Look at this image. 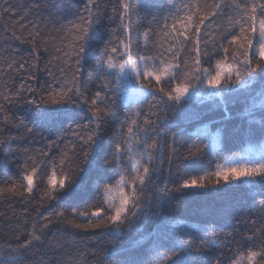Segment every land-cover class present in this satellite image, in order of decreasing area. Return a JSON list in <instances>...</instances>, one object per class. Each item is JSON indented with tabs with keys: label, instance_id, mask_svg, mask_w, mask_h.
I'll return each instance as SVG.
<instances>
[{
	"label": "trees",
	"instance_id": "trees-1",
	"mask_svg": "<svg viewBox=\"0 0 264 264\" xmlns=\"http://www.w3.org/2000/svg\"><path fill=\"white\" fill-rule=\"evenodd\" d=\"M119 2L94 0L101 5L104 19L89 33L81 79L92 91H100L102 81H109V87L115 92L111 98L116 100L120 120L125 114L143 109L138 121L141 127L132 125L133 133L129 137L128 125L124 126V156L120 169H114L109 168L105 160L111 157L118 133L112 131L114 125H106L108 131L98 144L95 159L90 164H81L83 171L76 178L71 197L48 203L43 192L50 168L40 166L32 193L24 192L22 187L26 186L22 171L26 157H35L38 161L36 150L47 149L46 141L33 139L24 131L19 118L35 122L39 119L35 109L41 106L31 105V97L15 103V94L21 84L40 88L63 79L58 71V67H65L63 59L54 57H62L78 34L74 25L81 23L80 17H87V0H0V105L6 110L0 113V138L8 141L0 150V188L15 184L24 192L23 199L0 192V264H6L10 255L16 257V264H215L217 259L221 264H264L260 256L254 261L248 259L251 251L264 254V176L250 181L221 182L211 189L180 190L185 180L192 177L214 180L218 164L264 142V68L257 67L264 64V57L259 56L256 39L253 38L251 49L242 48L251 34L240 33L237 26L234 34L241 35V41L229 43L231 35L221 41V35L231 31V21L239 20V16L229 14L218 16L213 22L210 13L216 9L211 6L222 0H129L133 7L124 23L130 20L132 25L133 52L137 51L138 43L142 49L140 55L153 57L139 63L155 69L161 66L158 61H165L179 71L174 69L159 82L155 77L143 78L139 82L143 92L127 98L116 69H107L106 64L96 66L105 43L114 39L110 31L121 24L119 19H107L113 15L112 6ZM257 2L264 3V0ZM185 5L193 12L198 7L200 16H208L200 25L199 37L191 27L187 29L188 44L182 43L186 30L177 22L188 11ZM9 7L12 10L6 12ZM174 22H177L175 32L171 28ZM145 33H148L147 38ZM197 39L202 53L205 43L210 49L213 42L228 48V52L213 54L210 62L201 56L197 68L193 49ZM169 47H173L175 56L166 51ZM33 51H38V60L29 55ZM13 59L17 63L9 67L8 62ZM246 59L251 61L250 67ZM217 60L234 71L230 79L222 80L216 92L209 95L207 81L215 75ZM116 62H120L119 58ZM19 64H23V69L18 70ZM30 65L35 67L30 68ZM46 65L55 81L45 70ZM74 69V65L65 68L66 74L70 77ZM33 74L38 79H31ZM177 84H187L193 95L179 102L170 100L167 93L174 95ZM160 88L164 92H160ZM153 92L156 94H149ZM5 96L13 103L9 104ZM69 107L79 112V106ZM145 118L149 125L143 123ZM44 136L48 133L44 132ZM25 149L31 151L25 153ZM189 150L194 155H189ZM148 151L152 152L159 174L152 175L153 164H149L145 183L141 185L137 180L136 191L143 211L137 210L136 216L129 213L128 218L115 223L108 221L104 213H101L102 218L93 217L97 208L107 210L105 185L116 187L121 176L130 184L138 171L143 175ZM58 154L56 149L49 153ZM71 166L76 167V164ZM28 167H31L30 160ZM165 186L167 191H162ZM128 190L131 191V187ZM41 204L37 215L33 209ZM61 211L64 212L63 223L55 217V213ZM48 220L52 223L48 224ZM93 223L101 224V228H75V224ZM45 224H48L47 229H44ZM34 231L40 240H32ZM53 233H57L55 238Z\"/></svg>",
	"mask_w": 264,
	"mask_h": 264
},
{
	"label": "snow or ice",
	"instance_id": "snow-or-ice-1",
	"mask_svg": "<svg viewBox=\"0 0 264 264\" xmlns=\"http://www.w3.org/2000/svg\"><path fill=\"white\" fill-rule=\"evenodd\" d=\"M91 5L92 7H89ZM132 5L129 0H120L117 5L112 6L113 15L108 16L107 19L112 21L114 19H119L121 24L117 29L110 31V37L114 39H109L105 43V46L101 52V57L97 61V67L106 64L107 69H116L117 78H119V73H123L125 66L130 65L132 69L136 70V78L143 81L144 77H155V80L159 82L163 77L169 76L170 72L175 69V66L171 63L165 61H158L160 63L159 68L149 69L148 65H144V69L138 68L139 61L141 60H152L153 57L142 56L139 48V44L135 45L137 51L133 52V41L130 35L132 30V25L129 20L128 23H124L130 15V10ZM188 9L187 13L183 18L177 20L180 28L185 29V34L182 39L183 44H188L189 40L187 38L186 32L189 27L192 31L199 37L200 25H203L208 16H200L199 9L193 12L189 5L184 6ZM215 8V12H211L210 15L213 18V22L216 17L235 14L239 16V20L231 21L232 29L230 32L221 35V41L226 40L228 35H231V42H239L242 40L241 35L234 34L237 30V26L240 33L249 32L251 35L245 39L244 45L241 47L246 49L252 48L253 38L256 39L259 47L258 52L260 57H264V3H258L257 0H244L243 3H238L237 0H231L230 3L224 2L213 4L211 6ZM93 8L96 11H93ZM119 9V11H118ZM225 9L228 12H225ZM12 9L9 7L6 12H10ZM85 10L87 11V17H80L81 23L74 25V28L78 30V34L74 36L73 40L69 43L68 50L63 52V56H56L54 59L61 60L65 67H58V71L62 74L63 79L57 81L54 85H48L47 87H25L23 84L16 91V101L19 103L24 100L25 97H31V105H40L35 109L38 115V120L26 121L24 117L19 118V124L24 129V131L33 139L39 138L42 141H46L45 151L44 149L36 150L39 160L37 161L35 157H26V162L22 171L24 173L23 179L26 181V186L24 187V192L32 193L34 187V177L36 176L38 169L43 165L45 168H50V174L47 175V187L43 192V197L46 198L48 203L53 201H64L70 198L74 192V186L77 184V176L83 171L81 164H90L94 159V153L98 148V144L101 141L104 133L108 131L106 125L112 124L115 127L112 129L113 132L118 133V138L113 141L112 151L110 159L105 160V164L109 168L120 169L122 158L124 152L122 151V145L125 143V131L124 126L127 127V135L130 137L133 133L132 125H136L137 128L141 127L138 123L140 117L143 114V109H137L132 112L131 115L125 114L124 119L120 120L119 115L116 111V100L114 98L115 92L109 87V81H102L100 91L90 90L83 80L81 79L83 70L84 53L86 51V46L89 42V33L94 26H99L104 15L101 11V5L94 3V0H87L85 5ZM137 14H139L137 12ZM194 17L196 20L194 21ZM155 19V17L153 18ZM177 22H174L171 26L173 32L177 29ZM247 25V29L245 28ZM167 28V25H165ZM119 32L120 35H116ZM179 35V33H177ZM123 36V39H120ZM148 33H145L147 38ZM200 40L197 39L193 44L194 49V61L199 68L201 56L207 58L206 62H210L213 54L222 55L228 52V48L223 47L222 44L217 46L215 42L211 44L209 49L208 43H205V51L201 52L199 47ZM173 46H175V38L173 39ZM171 56H175L176 52L173 51V47H169L166 50ZM255 50H253V55H255ZM29 55L34 56L37 60L39 58L38 51L30 52ZM135 56V58H134ZM119 58L120 62H116ZM51 60L49 64H51ZM251 65V61H245ZM13 63H17L15 59L8 62V66L12 67ZM72 65L75 66L72 75L69 77L66 74L65 68H70ZM35 67V65H30ZM258 68H264V64H257ZM23 69V64H19L18 70ZM45 70L48 72L49 76L53 77L55 81V76L51 71L48 70L47 65ZM179 71V69H175ZM231 67L224 64L222 61L217 60L216 62V72L215 75H211L207 83L211 87H216L220 85L221 81L224 79H230L231 77L227 73L231 72ZM237 75L239 72L237 71ZM99 78V77H97ZM198 78V77H197ZM31 79H38L36 75H32ZM148 83H151L150 81ZM160 92H164L163 88L159 89ZM188 85H180L174 89V95L172 92H168V98L170 100L179 102L181 98L187 93ZM111 94V96H110ZM150 95H155L156 93H149ZM4 99L12 104L13 100L5 96ZM27 103V101H25ZM47 106V107H43ZM69 106H79V112L76 108ZM149 109L151 105L148 106ZM4 105H0V113L5 112ZM29 111L32 109L29 107ZM83 113L81 115L80 113ZM7 119V115H5ZM143 123L149 125L150 122L147 118L144 119ZM29 124L32 126L29 127ZM159 132L160 130H155ZM44 132L48 133V136H44ZM57 132L60 134L57 135ZM147 135V131L145 133ZM54 137V138H52ZM71 137L72 139H68ZM74 141V142H73ZM8 143V141L0 138V150ZM61 145L63 147L61 148ZM130 148L131 145L129 144ZM153 148L156 147L155 143L152 145ZM56 149L58 155H49V153ZM25 153L31 151L29 149L24 150ZM199 151V149H197ZM189 155H194V153L189 150ZM31 161V167H28V161ZM79 161V162H77ZM71 164H76V167H72ZM149 164H153V155L151 151H148V162L144 163L142 167L143 175L137 172L136 179H133L130 185H125L122 183L124 177L121 176V182L118 183V187H113L112 185H105L103 192L107 198V210L105 208H97L92 216L95 218H102L101 213L107 217L108 221L111 222H121L122 219L128 218L129 213L132 216L137 215V210L143 211L141 207V198L137 195L136 183L137 180L141 185L145 183V177L148 176L150 169ZM59 172V178H58ZM159 170L156 164H153L152 175H158ZM257 175L264 176V160L260 162H253L251 164H230V165H217V170L214 173V180L206 181V178L197 179L192 177L191 179L185 180L181 185L180 190L189 188L198 189H211L220 185L221 182L238 181L244 177H256ZM131 187V191H129ZM99 191V188H97ZM176 189H173L175 191ZM8 192L13 198L19 196L24 198V192L18 190V186L13 184L8 188H0V192ZM162 191H167L165 186ZM31 202L30 199L28 201ZM103 202V201H102ZM34 208L33 210L39 215L40 207ZM86 215V214H81ZM57 221L63 223L64 212L55 213ZM243 222V221H241ZM52 221L48 220V224ZM48 224L44 225V229H47ZM91 226L92 228H101V224L93 223L91 225L86 224H75V228H86ZM43 235V230H41ZM57 233H53V238ZM32 240H40V237L35 234V231L31 234ZM31 244V240L29 241ZM264 245V241H262ZM201 246H203V241H201ZM27 251V249H25ZM257 256H260L261 260H264V254L258 253L256 251H251L248 257L249 261H254ZM6 264H16V257L9 256V260ZM59 264V262H57ZM182 264V262H181ZM215 264H221V261L217 259Z\"/></svg>",
	"mask_w": 264,
	"mask_h": 264
},
{
	"label": "rangeland",
	"instance_id": "rangeland-1",
	"mask_svg": "<svg viewBox=\"0 0 264 264\" xmlns=\"http://www.w3.org/2000/svg\"><path fill=\"white\" fill-rule=\"evenodd\" d=\"M144 65H145L144 62H143V64L139 63L138 64V68L143 70L144 69ZM112 70H115V69H112ZM233 71L234 70L232 69L231 72L227 73V75H231L233 73ZM119 78H120V83H121V89H122V91H123V93L125 94L126 97L128 95L129 96L130 95L135 96V95L141 94L143 92L141 90L140 86H139L140 80H138L136 78V70L132 69L130 65H126L125 69H124V72L123 73H119ZM144 78H149V77H144ZM217 87L218 86L211 87V86L208 85L207 88H206L207 94L210 95V94L215 93ZM192 95H193L192 92L187 91V93L181 99L191 97ZM213 145L215 147L217 146L216 143H214ZM261 160H264V142L259 144V145H255V146L249 147L242 154H239V155L227 160L222 165H230V164H233V163H236V164H251L253 162H257L258 163ZM259 176L260 175H257L256 177H244V178H241L238 181H232V182L250 181V180L255 179V178L259 177ZM120 182H121V180L119 181V183ZM122 183H124L125 185H130L125 180V178L122 181ZM116 187H118V185Z\"/></svg>",
	"mask_w": 264,
	"mask_h": 264
}]
</instances>
